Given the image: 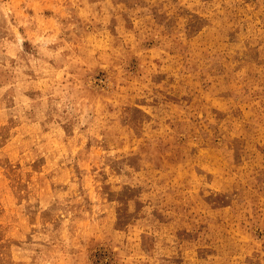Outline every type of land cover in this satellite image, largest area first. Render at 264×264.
<instances>
[{
    "label": "rangeland",
    "instance_id": "1",
    "mask_svg": "<svg viewBox=\"0 0 264 264\" xmlns=\"http://www.w3.org/2000/svg\"><path fill=\"white\" fill-rule=\"evenodd\" d=\"M0 264H264V0H0Z\"/></svg>",
    "mask_w": 264,
    "mask_h": 264
}]
</instances>
